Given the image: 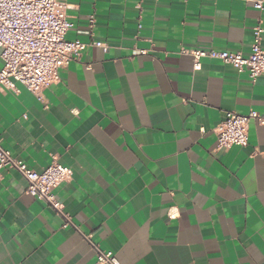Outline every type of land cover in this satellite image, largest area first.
<instances>
[{"label":"crops","instance_id":"crops-1","mask_svg":"<svg viewBox=\"0 0 264 264\" xmlns=\"http://www.w3.org/2000/svg\"><path fill=\"white\" fill-rule=\"evenodd\" d=\"M62 1L66 40L86 49L43 102L20 84L0 88V145L37 173L53 162L71 169L55 195L72 225L62 228L3 170L0 264H95L90 244L120 264H264V124L249 122L245 147L219 149L213 132L227 112L264 117V75L207 58L194 71L180 53L248 56L258 22L264 48V9L252 0Z\"/></svg>","mask_w":264,"mask_h":264},{"label":"built area","instance_id":"built-area-1","mask_svg":"<svg viewBox=\"0 0 264 264\" xmlns=\"http://www.w3.org/2000/svg\"><path fill=\"white\" fill-rule=\"evenodd\" d=\"M252 5L255 10L263 11L264 0H252ZM67 10L62 0H0L1 89L17 93L16 84H20L39 102H43V91L59 81L58 71L81 59L87 45L79 40H66L73 26L67 19ZM88 23L89 27H93V14L89 16ZM262 33V26L258 22L253 28V42L248 56L240 52L214 50L189 52L182 49L180 53L190 57L194 71L200 70V61L207 58L219 60L235 68L238 73L245 72L255 79L264 75ZM92 45L106 51L103 43L94 42ZM136 54L146 55L147 51L139 50ZM252 120L264 124V117L255 112L247 115L227 112L213 130L218 148L245 147L248 142V124ZM5 169L18 173L25 180V193L47 204L62 220V228L72 225L70 215L64 211L55 195L56 188L71 178V169L53 162L37 173L13 158L0 145V181ZM168 217L174 219L176 213L170 211ZM90 245L95 251V264H120L111 252Z\"/></svg>","mask_w":264,"mask_h":264}]
</instances>
